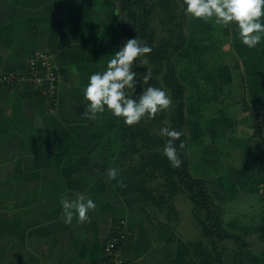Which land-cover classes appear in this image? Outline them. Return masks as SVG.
Masks as SVG:
<instances>
[{"label":"crops","instance_id":"0c3cea01","mask_svg":"<svg viewBox=\"0 0 264 264\" xmlns=\"http://www.w3.org/2000/svg\"><path fill=\"white\" fill-rule=\"evenodd\" d=\"M119 1L0 0V72L24 73L30 55L45 50L59 73L53 101L25 79L0 86V264H101L117 226L132 231L126 254L135 264H200L196 244L213 252L188 191L167 189L169 202L159 205L146 193L140 199L132 168L143 158L123 118L83 116L88 77L120 49ZM201 21L174 61L185 88L187 170L205 182L219 231L239 236L218 239L217 253L231 240L238 253L244 244L246 264H264V150L256 140L264 38L249 49L234 26ZM77 192L96 209L90 221L67 223L60 201Z\"/></svg>","mask_w":264,"mask_h":264},{"label":"clouds","instance_id":"9594fccd","mask_svg":"<svg viewBox=\"0 0 264 264\" xmlns=\"http://www.w3.org/2000/svg\"><path fill=\"white\" fill-rule=\"evenodd\" d=\"M181 7L184 14L193 19L212 21L224 28L234 26L236 38L249 49L255 48L264 38V0H183ZM152 51V47L137 37L127 39L107 60L104 70L96 71L88 77L86 86L82 88L86 102L83 116L94 120L107 111L116 118H123L124 124L134 126L170 109L171 95L160 87H143L138 100L128 94V90H134L137 84L134 62ZM146 64V59L141 60V65ZM150 78L151 71L147 70L143 84H148ZM160 135L169 138L162 154L173 167H179L181 160L174 141L179 140L182 133L163 127ZM178 147L184 148L185 145L181 142ZM117 176V169L108 170L110 180L117 179ZM74 197L62 198L60 201L66 222L71 223L74 216L79 223L90 221L88 213L95 211L96 203L83 193H74Z\"/></svg>","mask_w":264,"mask_h":264},{"label":"trees","instance_id":"16d2710c","mask_svg":"<svg viewBox=\"0 0 264 264\" xmlns=\"http://www.w3.org/2000/svg\"><path fill=\"white\" fill-rule=\"evenodd\" d=\"M119 3L121 4V10H122V5L126 3L127 5L126 9L132 14L133 38L137 37L138 39L143 40L148 46L152 47L153 51L151 54L146 55L147 59L151 63L157 65L158 72H161L163 66L166 64L167 73L165 74L163 81L164 84L172 91L173 98L176 102L175 111H174L175 114L171 129L179 131L185 121L183 117L185 88L177 76L176 68L172 61V57L175 56L176 53H178L182 48L185 47L187 43V39L183 34H178V39L180 40V43L176 44L172 48L171 52L167 51L168 43H164L161 47L157 48L153 44L155 36L151 29V24H150V16H151L152 8L151 5L148 4V0H126V2L124 0H121L119 1ZM133 5L140 10V16H136L135 12L132 10ZM160 5L166 8V6L169 4L168 2H166V0H158V6ZM118 23L119 26L120 25L122 26L123 32L125 33L127 31L126 25L124 21L121 20L120 17ZM157 85L158 87L162 88L160 86V83L157 82ZM163 113L164 111L158 113L157 116L154 118V120L159 123H162ZM128 127L130 130V136L132 142L136 140V136H141V139L143 141L153 140L150 139V136L146 134L147 132L145 130H141L140 132H137V134H135L134 129L131 126ZM183 140H184V136L181 135L179 140L174 141V145L177 146L178 155L181 160V165L179 167H173L170 164L167 157L158 152H153L151 154L152 161L150 162V164L151 163L153 164V168L162 170L163 177L165 179L164 186L171 193L176 194V193L188 191L191 195V199L195 204V210L198 208H202L206 211V218L208 220V223L211 221V225L210 226L206 225V223H204L200 219H198V221H200L203 224L206 234L212 241L213 252L209 253L207 249L196 244L197 248L195 251L197 255L200 257V264H225V262H223L222 258L218 255L216 251L217 249L216 241L218 239L222 240L231 237H235L237 239L239 236L238 235L234 236L227 232L219 231L220 219L216 212V206L213 204V201L211 200L205 182L203 180L193 178L187 170V157H186L185 149L178 147L179 144L183 142ZM132 171L136 179L139 177H143V182L146 181L142 170L133 167ZM181 185L184 186V188ZM136 186H137L136 189L138 190L140 195V199H143L145 197L144 195L146 190L144 189V187L140 185L139 182H137ZM263 224H264V220H263ZM243 248H244V244H240L239 249L241 252H243ZM241 252L239 253L237 252L235 260H232L227 264H246L243 261V256H242L243 253Z\"/></svg>","mask_w":264,"mask_h":264},{"label":"rangeland","instance_id":"374dc122","mask_svg":"<svg viewBox=\"0 0 264 264\" xmlns=\"http://www.w3.org/2000/svg\"><path fill=\"white\" fill-rule=\"evenodd\" d=\"M124 1L126 2V0ZM166 2H168L169 5H167L168 7L166 6L165 8L161 5L158 6V0H148V4L151 5L152 8L150 24L155 36L153 44L158 48L161 47L164 43H168L167 51L171 52L172 48L176 44L180 43V40L178 39V34H183L184 36H186V34L191 33L192 31H200L202 21L201 19H193L184 14V10L181 7L183 0H166ZM123 5L121 10V4L118 2L116 10L119 13L118 16H120L121 20H123L126 25L127 31L124 33L125 42L129 38H133V17L132 14L126 9V3H124ZM132 10L135 12L136 16H140V10L137 7L133 5ZM208 25L209 29L214 28L213 30H217L216 26L213 27L209 23ZM144 59L147 60V64L141 65V60ZM172 60L174 63V61H176V57L173 56ZM157 68V65L151 63L146 56L140 57L134 62L133 70L136 71L137 74V84L134 90H128V94L132 99L138 100L139 94L142 92L143 87H147L149 85L158 87L157 82L160 83V86L165 89L166 92H168L172 98L171 90L164 84L163 81L164 76L167 73L166 64L163 66L161 72H158ZM147 70L151 71V78L148 81V84H143V77L147 74ZM183 74H185V72L182 73V75ZM173 107L174 101L172 100L171 108L165 110L162 115V123H159L154 119H145L142 120L139 124L131 126L134 129L135 134H137V132H140L141 130H145L147 132L146 134L150 136V139H153L151 141H143L141 139V136H136V140L134 142L129 141V144L130 146H134L133 153L135 155L138 154L143 158L142 162L138 161V163H136L137 165H134V168L142 170L144 178L148 182L143 183V177H139L138 182L146 190L145 193L147 195L146 197L148 201L155 205H159L163 201L169 202L167 188L164 186L165 179L163 177V172L162 170L153 168L150 165L147 167H140V165L141 163H148L151 159L150 157L153 152H160L161 154L163 153V148L165 146L166 141L168 140V137L161 136L160 129L163 127L170 126ZM201 209L202 208H198L195 210V216L197 217V220L200 219L204 223H208L206 214L204 210ZM209 223L211 224V221ZM236 244L237 243H235L234 245L233 242L230 240L228 241L227 245H225L223 250H219L218 254L224 260L225 264L231 262L232 260L230 258H232L233 256L236 257V248H238ZM208 249L211 250L212 246L210 245Z\"/></svg>","mask_w":264,"mask_h":264},{"label":"built area","instance_id":"2783aa9c","mask_svg":"<svg viewBox=\"0 0 264 264\" xmlns=\"http://www.w3.org/2000/svg\"><path fill=\"white\" fill-rule=\"evenodd\" d=\"M19 79H25L34 89L44 92L53 101L57 96L59 73L51 54L45 50H38L30 55L27 70L24 73L0 72V86H9ZM258 133L256 140L264 150V109L258 112ZM263 213H264V189ZM132 231L127 227L117 226L104 246L101 264H135L126 254Z\"/></svg>","mask_w":264,"mask_h":264},{"label":"water","instance_id":"95a60500","mask_svg":"<svg viewBox=\"0 0 264 264\" xmlns=\"http://www.w3.org/2000/svg\"><path fill=\"white\" fill-rule=\"evenodd\" d=\"M120 47L122 46L123 43V38H124V33H123V29L122 26H120Z\"/></svg>","mask_w":264,"mask_h":264}]
</instances>
